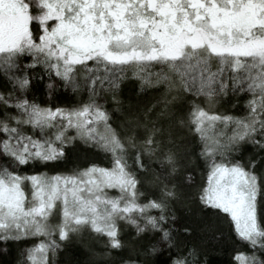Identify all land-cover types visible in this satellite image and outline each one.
Instances as JSON below:
<instances>
[{
  "label": "trees",
  "instance_id": "16d2710c",
  "mask_svg": "<svg viewBox=\"0 0 264 264\" xmlns=\"http://www.w3.org/2000/svg\"><path fill=\"white\" fill-rule=\"evenodd\" d=\"M150 2L122 0L125 24L137 23L129 50L144 48L138 24L163 4ZM29 30L35 47L0 55V180L120 165L138 210L112 235L82 224L63 236L0 238V264H264V88L252 69L203 53L199 68L101 56L68 64L36 49L37 20ZM220 166L256 182L255 243L208 200Z\"/></svg>",
  "mask_w": 264,
  "mask_h": 264
},
{
  "label": "rangeland",
  "instance_id": "374dc122",
  "mask_svg": "<svg viewBox=\"0 0 264 264\" xmlns=\"http://www.w3.org/2000/svg\"><path fill=\"white\" fill-rule=\"evenodd\" d=\"M152 7L154 19L138 24V34L147 35V41L136 35L144 48L129 50L137 23L125 24L130 8L122 0H0V55L35 47L29 25L37 20L42 35L36 49L68 64L101 56L112 63L162 58L199 68L203 53L244 63L264 88V0H163ZM134 195V182L120 165L28 180L6 176L0 180V238L63 236L67 227L82 224L112 235L118 221L138 210ZM207 196L231 215L241 238L258 241L252 176L220 166ZM44 254L39 249L34 259Z\"/></svg>",
  "mask_w": 264,
  "mask_h": 264
}]
</instances>
